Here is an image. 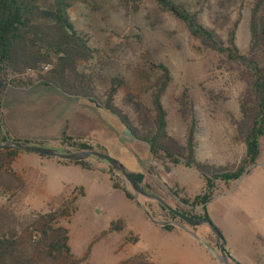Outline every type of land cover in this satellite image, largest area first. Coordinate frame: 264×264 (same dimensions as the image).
Masks as SVG:
<instances>
[{
    "label": "rangeland",
    "instance_id": "374dc122",
    "mask_svg": "<svg viewBox=\"0 0 264 264\" xmlns=\"http://www.w3.org/2000/svg\"><path fill=\"white\" fill-rule=\"evenodd\" d=\"M72 1L70 15L76 28L87 35L89 44L97 49L90 66L95 72L99 93L104 94L113 85L118 86L115 104L134 117L131 108L125 106L124 97L130 93L148 104L146 87L155 79L152 66L164 64L171 74L162 98L168 112L169 134L185 143L193 117L197 128L195 155L198 161L224 165L241 159L246 147L235 140L234 121L240 117L239 99L244 84L214 52L190 35L181 20L153 0L138 3L127 0ZM173 1L196 15L201 24L213 29L224 41L234 30L237 47L242 52L247 50L255 0ZM56 91V88L44 86L30 92L7 88L0 113L4 129L31 144L65 151L67 147L57 136L63 119L70 113L71 104L65 103L66 98ZM18 151L29 153L27 159L31 161L27 165L50 182L56 181V169L49 162L39 160L47 159L45 156ZM15 155L4 171L7 184L14 182V177L22 180L15 171ZM86 160L94 165L104 164L113 186L122 185L123 189H119L129 192L135 203L125 200L120 193L118 199H101L100 195L94 194L84 197L78 190L66 196H41L28 195L27 188L24 191L1 188L0 209L12 213L25 225L31 224L38 215L54 214L51 225L67 230L70 253L80 260L79 264H119L142 251H148L145 255L158 264H189L192 236L174 224H168L175 227L168 231L151 222L143 208L157 220L181 224L219 251L220 241L209 225L191 227L179 217L173 219L166 211L168 209H162L157 201L141 195L135 198L132 188L124 183L116 170H110L107 161L94 156ZM144 175L148 192L162 197L176 210L203 217L206 208L210 221L225 242H229L227 252L238 244L249 250L254 258L258 255L264 263V249L259 243L264 239V140L257 162L238 180L216 182L212 192L205 189L198 171L182 164L165 166L152 161ZM209 193L211 199L203 204L202 197ZM103 209H106V215L101 217L99 212L103 213ZM117 216L126 219L115 220L121 221V228L114 231L108 222ZM28 228L34 231L36 226ZM253 241L257 242L253 244ZM205 255L209 264H218L216 259ZM230 262L240 264L233 258Z\"/></svg>",
    "mask_w": 264,
    "mask_h": 264
},
{
    "label": "trees",
    "instance_id": "16d2710c",
    "mask_svg": "<svg viewBox=\"0 0 264 264\" xmlns=\"http://www.w3.org/2000/svg\"><path fill=\"white\" fill-rule=\"evenodd\" d=\"M127 1L138 3L143 0ZM153 1L181 20L190 35L214 52L244 84L239 99L240 117L234 121L235 140L243 142L246 147L238 162L218 165L198 161L195 155L197 128L193 117L185 143L169 134L168 112L162 98L171 81V74L164 64L152 66L155 79L146 87L149 92L148 104L130 93L124 97L123 102L131 108L134 117L115 104L118 86L113 85L104 94L99 93L95 72L90 66L97 49L89 44L87 35L76 28L70 15L72 0H0V113L9 87L41 85L56 88L70 96L88 99L97 107L115 115L136 140L146 143L152 161L161 162L165 166L182 164L195 169L202 176L205 189L212 192L218 181L229 183L238 180L257 162L261 154V142L264 140V0H255L251 9L250 42L245 52L237 47L234 30L224 41L213 29L201 24L196 15L183 5L173 0ZM1 117L0 143L8 139L20 141L12 138L4 129ZM60 143L68 147L65 153L93 150L87 143L69 138L65 133ZM18 150L0 149V189H26L24 181L18 177L7 184L4 176L7 163ZM75 162L89 166L87 160ZM110 170L116 172L112 166ZM130 174L143 189L149 191L144 184V174ZM121 186L114 184L115 188L123 189ZM124 192L129 199H133L129 192ZM210 196L209 193L202 197L203 204L209 202ZM161 208L166 210L163 206ZM177 210L194 219L210 220L206 208L203 217ZM166 211L173 219H177L175 214ZM54 216L38 215L31 224L25 225L19 223L12 213L0 209V264H79L80 260L70 253L67 230L62 226L51 225ZM29 226H36L35 233L29 231ZM120 228V220L111 223L112 230ZM162 228L168 231L175 229L172 225ZM226 253L232 260L230 254ZM119 264L158 263L150 261L144 253H139Z\"/></svg>",
    "mask_w": 264,
    "mask_h": 264
},
{
    "label": "crops",
    "instance_id": "0c3cea01",
    "mask_svg": "<svg viewBox=\"0 0 264 264\" xmlns=\"http://www.w3.org/2000/svg\"><path fill=\"white\" fill-rule=\"evenodd\" d=\"M40 87L41 85H33L14 89L20 92H30ZM56 90L57 94H61L63 98H66L64 99L66 101L65 103L71 104V108H69L70 113L61 123V130L57 136L59 140L63 136V133H65L69 138L87 143L93 147V150L101 151L99 149H102L106 154L117 159L123 166V163H125L127 166L124 167L129 173L145 174V168L150 166L152 162L149 147L146 143L136 140L121 121L109 111L97 107L88 99L70 96L58 89ZM12 138L26 141L17 136H12ZM67 149L68 147L66 150ZM28 154L29 153H21L18 151L15 155V171L24 181L28 189V195L66 196L74 190H78L84 197L94 194L100 195L101 199H105L106 197L118 199V193H120L125 200L135 203L133 199H129L126 196L123 190L113 186L111 175L104 164L94 165L87 161L89 166L86 167L76 162L45 156L44 158L47 159L39 160L41 162H49L57 171L55 175L56 181L52 183L49 178L40 174L38 170L31 165H27L29 161H31V159H27L30 156ZM112 208H114V206ZM105 210L106 209H103V213L102 211L99 212L101 217L102 215H106ZM94 218L95 216H93V221H95ZM118 218L126 219L124 216H117L108 223L111 225V223ZM260 240L261 241L258 242L262 249H264V239ZM254 242L257 241H253L252 243L254 244ZM228 243L229 242L226 241L225 249ZM189 248L192 253V259L189 264H209L210 261L205 254H208L210 258L214 259L195 239L194 242L190 244ZM232 249L233 250L228 251L230 256L240 264H264L262 260L258 259V255L254 258L253 254L249 253V250H246V248L243 249V247L238 244L233 245ZM258 249L259 248L256 246L257 251ZM146 252L142 251L140 253L145 254ZM168 264H181V262H172ZM218 264L220 263L218 262Z\"/></svg>",
    "mask_w": 264,
    "mask_h": 264
},
{
    "label": "water",
    "instance_id": "95a60500",
    "mask_svg": "<svg viewBox=\"0 0 264 264\" xmlns=\"http://www.w3.org/2000/svg\"><path fill=\"white\" fill-rule=\"evenodd\" d=\"M6 148H15L19 150L28 151V152H35L43 156L54 157V158H58L61 160H67L71 162L86 160L93 156L104 159L122 176L124 183H126L132 188L135 198L141 195V196H145L147 198L157 201L163 207L168 209L171 213L175 214L177 217H179L182 221H184L186 224H188L191 227H198L203 224L209 225V227L212 229V231L215 233V235L218 237L220 241L219 251L212 248L205 241H203L201 238H199L197 235H195L191 231L187 230L181 224L177 222L157 220L145 208H143V210L145 211L150 221H152L153 223L157 225H161V226H165L168 224H174L178 227H181L186 232H188L198 243H200L211 254V256L214 259H216V261H218L220 264H231L230 259L228 258L227 253H226L227 251L225 249L226 242L222 234L220 233V231L209 219H194L176 210L175 208H173L162 197L146 191L117 159L111 157L105 152L97 151V150H82V151L65 153V152H60L50 147L35 145V144H31L25 141H16L13 139H8L0 143V149H6Z\"/></svg>",
    "mask_w": 264,
    "mask_h": 264
}]
</instances>
